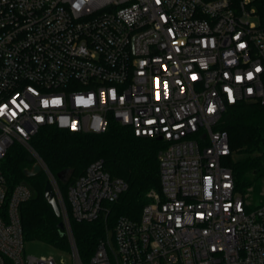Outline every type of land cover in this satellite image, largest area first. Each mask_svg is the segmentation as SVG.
Returning a JSON list of instances; mask_svg holds the SVG:
<instances>
[{
    "label": "built area",
    "instance_id": "obj_1",
    "mask_svg": "<svg viewBox=\"0 0 264 264\" xmlns=\"http://www.w3.org/2000/svg\"><path fill=\"white\" fill-rule=\"evenodd\" d=\"M250 103L264 104V8L250 0H0V264H57L25 254L21 207L34 194L3 174L12 145L49 174L29 144L43 128L102 134L113 123L164 142L160 191L87 264H264V201L237 191L221 129ZM49 181L73 264H85ZM126 189L93 162L70 187L71 215L93 222Z\"/></svg>",
    "mask_w": 264,
    "mask_h": 264
},
{
    "label": "trees",
    "instance_id": "obj_2",
    "mask_svg": "<svg viewBox=\"0 0 264 264\" xmlns=\"http://www.w3.org/2000/svg\"><path fill=\"white\" fill-rule=\"evenodd\" d=\"M238 5L241 0H230ZM259 9L264 0H254ZM221 129L229 136L231 155L227 165L232 170L236 189L243 195L261 191L264 186V104H241L225 115ZM30 147L56 179L69 213L73 238L82 261L90 262L101 240L113 232L121 217L140 219L148 195L160 191L159 152L163 141L136 137L130 127L113 123L102 134L73 133L57 127L43 128L30 142ZM96 161H103L105 170L127 185L119 199L106 204L107 213L93 222H78L71 215L70 187ZM27 147L15 143L1 164L10 187L28 184L33 198L21 207L25 241H40L70 252L67 236H61L58 217L45 200L46 172L27 178L24 171L36 163ZM66 172V181L58 177Z\"/></svg>",
    "mask_w": 264,
    "mask_h": 264
},
{
    "label": "rangeland",
    "instance_id": "obj_3",
    "mask_svg": "<svg viewBox=\"0 0 264 264\" xmlns=\"http://www.w3.org/2000/svg\"><path fill=\"white\" fill-rule=\"evenodd\" d=\"M250 1L254 2V0H250ZM49 176L52 175L50 173L47 174L48 180H49ZM262 193L264 194V186L263 189H261V191L259 190V192H255V193L249 192L248 194L250 197H252L251 198L252 202L258 205L262 201H264V196L262 195ZM25 254L27 256H33V257H53L57 262V264H73L69 252L59 250L49 244L40 241L27 240L25 243Z\"/></svg>",
    "mask_w": 264,
    "mask_h": 264
},
{
    "label": "water",
    "instance_id": "obj_4",
    "mask_svg": "<svg viewBox=\"0 0 264 264\" xmlns=\"http://www.w3.org/2000/svg\"><path fill=\"white\" fill-rule=\"evenodd\" d=\"M42 172H43L42 165L39 162H36L31 169H27L24 171V175L27 178H33V177L40 175ZM58 177L61 181H66L67 173L66 172L60 173ZM44 193H45V200L53 208L55 214L58 217H61L62 216L61 209L57 202L56 195H55L53 186L50 181H47ZM58 227H59L61 236H66V233L64 232V228H65L64 223L61 222Z\"/></svg>",
    "mask_w": 264,
    "mask_h": 264
},
{
    "label": "snow or ice",
    "instance_id": "obj_5",
    "mask_svg": "<svg viewBox=\"0 0 264 264\" xmlns=\"http://www.w3.org/2000/svg\"><path fill=\"white\" fill-rule=\"evenodd\" d=\"M240 47L243 48L244 45L241 44ZM256 71H260V69L257 68ZM250 78H251V73H249V79ZM240 79H241L240 77H237V80H240ZM228 91H229V98L231 99V96H232L231 90H228ZM51 102L53 104L61 103V101L59 99L53 100ZM12 103L15 104V100H13ZM44 103L47 105L48 101H44ZM77 103H91V97H89V99L87 101H85V100H83L81 98H78L77 99ZM4 107L6 108L7 106L5 105ZM214 110H215L214 106L213 107H209V109H208L209 112H213ZM0 115H3V108H0ZM12 115L14 116L15 112H13ZM147 123L151 124V123H153V121H148ZM73 128H75V124L74 123H73Z\"/></svg>",
    "mask_w": 264,
    "mask_h": 264
},
{
    "label": "clouds",
    "instance_id": "obj_6",
    "mask_svg": "<svg viewBox=\"0 0 264 264\" xmlns=\"http://www.w3.org/2000/svg\"><path fill=\"white\" fill-rule=\"evenodd\" d=\"M84 2H86V0H81V3H84ZM79 6H80L79 4L76 5V7H79ZM249 91H250V89H249Z\"/></svg>",
    "mask_w": 264,
    "mask_h": 264
}]
</instances>
